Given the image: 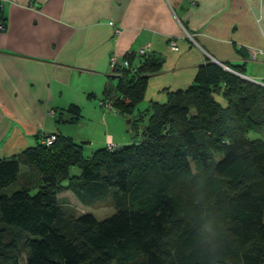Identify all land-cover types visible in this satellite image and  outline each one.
<instances>
[{
  "label": "trees",
  "instance_id": "16d2710c",
  "mask_svg": "<svg viewBox=\"0 0 264 264\" xmlns=\"http://www.w3.org/2000/svg\"><path fill=\"white\" fill-rule=\"evenodd\" d=\"M123 56L99 103L133 114V131L145 120L140 137L86 156L57 134L0 159V264H264V85L207 63L138 110L161 61ZM62 192L82 207L109 197L114 212L66 214Z\"/></svg>",
  "mask_w": 264,
  "mask_h": 264
},
{
  "label": "crops",
  "instance_id": "0c3cea01",
  "mask_svg": "<svg viewBox=\"0 0 264 264\" xmlns=\"http://www.w3.org/2000/svg\"><path fill=\"white\" fill-rule=\"evenodd\" d=\"M1 21L2 160L34 147L41 134L84 143L92 119L95 129H107L106 119L116 122L98 102L116 82L110 55L147 46L149 57L161 61L147 76L138 110L186 89L207 63L242 67V76L264 85L263 58L249 61L250 50L264 48V0H0ZM70 107L79 111L74 123L67 122ZM102 136L104 147L106 140L129 143L118 133Z\"/></svg>",
  "mask_w": 264,
  "mask_h": 264
},
{
  "label": "rangeland",
  "instance_id": "374dc122",
  "mask_svg": "<svg viewBox=\"0 0 264 264\" xmlns=\"http://www.w3.org/2000/svg\"><path fill=\"white\" fill-rule=\"evenodd\" d=\"M149 55H150V53H149ZM99 96H100V94H99ZM121 102H123V99H121ZM121 102H118V103L121 104ZM124 103H127V100H125ZM104 112H107V111H104ZM108 115L112 116V117H116V122H112V124H111L109 119H106L107 129H105V127H101V125H98V124H97L98 125L97 129H95L96 123H95L94 119H92L93 124L91 123V127H92L91 135L87 139H85V141H84L85 144L82 143L83 155L88 156V155L92 154L94 151L104 147V146H101V144H103V143H100L99 139H100V136L104 135L106 131L111 133V134L118 133V135L121 136L122 139L128 138V140H130L129 138H131V137L133 138V136L136 137L141 133V128H142V126H144V123H145V120H144L142 123H140L138 130L133 131V129H131V125L127 124V122H130V119L132 120L134 118L133 114L131 115V114H127L126 112H123V111L120 112L119 111L118 114L108 113ZM81 130L83 131V129H81ZM115 130H119V131L114 133ZM138 137H140V136H138ZM258 137H259V135H255L253 133H249L247 135V138H249V139L258 138ZM104 138H105V136H104ZM219 157H220L219 155H215V160H218ZM21 170L23 171V173L26 172L24 170V168H22ZM58 199H59V202L62 203V211L66 214H70V215H73L75 217L89 213L96 220H102V219L109 217L114 212V210L112 209V206L110 204V198L109 197L105 198V200H103L100 203H97L95 205L88 206V207H82L69 192L60 193L58 195ZM22 263H23L22 260H20L19 264H22Z\"/></svg>",
  "mask_w": 264,
  "mask_h": 264
},
{
  "label": "built area",
  "instance_id": "2783aa9c",
  "mask_svg": "<svg viewBox=\"0 0 264 264\" xmlns=\"http://www.w3.org/2000/svg\"><path fill=\"white\" fill-rule=\"evenodd\" d=\"M1 1H3V0H1ZM3 28H4V24L2 22H0V31L3 30ZM118 32H119V29L113 27V34L116 35V34H118ZM168 44H169V47L171 50L176 49L174 42L172 40H170ZM147 54H149V49L147 46H144V47H140L138 49H135L134 51H130V52L126 53L125 55H127V56L132 55L133 57H135V59H137L138 57H145V56H147ZM259 57H262L263 62H264V48L262 50L252 49L249 51V61L254 62ZM107 64H108L109 70L111 72L115 69H118V68H127L128 67L127 59H125L124 56L116 57L114 55H110L107 59ZM220 66L224 70L230 71L226 66H224V65H220ZM100 107H102V109L105 111H113V109L110 107V105L106 104V103H100ZM48 115L52 116V113L49 112ZM39 139H40L39 140L40 144H42L45 147H49L54 141V136L49 135V134H41ZM105 147L107 150H112L117 146L114 145L113 143H111L109 140H106Z\"/></svg>",
  "mask_w": 264,
  "mask_h": 264
},
{
  "label": "water",
  "instance_id": "95a60500",
  "mask_svg": "<svg viewBox=\"0 0 264 264\" xmlns=\"http://www.w3.org/2000/svg\"><path fill=\"white\" fill-rule=\"evenodd\" d=\"M220 65V64H219ZM241 78H243V79H245V80H248V79H246L244 76H240ZM249 81V80H248ZM259 84V83H258Z\"/></svg>",
  "mask_w": 264,
  "mask_h": 264
},
{
  "label": "bare ground",
  "instance_id": "6f19581e",
  "mask_svg": "<svg viewBox=\"0 0 264 264\" xmlns=\"http://www.w3.org/2000/svg\"><path fill=\"white\" fill-rule=\"evenodd\" d=\"M50 135H52V134H50ZM54 136V135H53Z\"/></svg>",
  "mask_w": 264,
  "mask_h": 264
}]
</instances>
